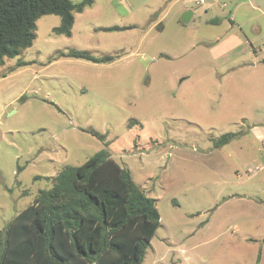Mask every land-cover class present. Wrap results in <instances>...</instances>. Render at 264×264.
I'll return each mask as SVG.
<instances>
[{
	"label": "rangeland",
	"instance_id": "obj_1",
	"mask_svg": "<svg viewBox=\"0 0 264 264\" xmlns=\"http://www.w3.org/2000/svg\"><path fill=\"white\" fill-rule=\"evenodd\" d=\"M83 11L71 37L40 17L32 46L0 66V230L64 167L105 149L160 215L141 264H264V0ZM114 26L133 28L100 30ZM69 50L115 57L57 56ZM226 133L237 136L216 148Z\"/></svg>",
	"mask_w": 264,
	"mask_h": 264
},
{
	"label": "trees",
	"instance_id": "obj_2",
	"mask_svg": "<svg viewBox=\"0 0 264 264\" xmlns=\"http://www.w3.org/2000/svg\"><path fill=\"white\" fill-rule=\"evenodd\" d=\"M92 4L93 0H0V66L32 46L40 17H59L52 33L70 37L74 14ZM57 56L94 64H109L115 57L77 50ZM87 133L100 141L105 138L94 130ZM236 136L223 134L213 145L218 148ZM52 180L51 188L40 190L33 203L0 230V264L142 263L160 215L128 170L102 149L80 166L64 167Z\"/></svg>",
	"mask_w": 264,
	"mask_h": 264
},
{
	"label": "crops",
	"instance_id": "obj_3",
	"mask_svg": "<svg viewBox=\"0 0 264 264\" xmlns=\"http://www.w3.org/2000/svg\"><path fill=\"white\" fill-rule=\"evenodd\" d=\"M83 12H84V11H83ZM83 12H82V13H79V14H83ZM210 22H212V23H218L219 20H210ZM210 22H209V23H210ZM74 23H75V15H74ZM73 27H74V24H73ZM73 27H72V30H73ZM71 36H72V31H71ZM71 36H70V37H71ZM229 54H230V52L224 53L223 55L219 56L218 58L226 57V56H228ZM255 58H256V59H253V60H252V62H254V63H253V64H250V67H251V68H255V66L258 64V61H259V60H257L258 57L256 56ZM261 60H262L261 64L264 66V58H262ZM103 65H104V64H103Z\"/></svg>",
	"mask_w": 264,
	"mask_h": 264
},
{
	"label": "water",
	"instance_id": "obj_4",
	"mask_svg": "<svg viewBox=\"0 0 264 264\" xmlns=\"http://www.w3.org/2000/svg\"><path fill=\"white\" fill-rule=\"evenodd\" d=\"M190 15H192V12L191 11H187L183 14L182 18H181V22L186 24L189 22L190 20Z\"/></svg>",
	"mask_w": 264,
	"mask_h": 264
},
{
	"label": "built area",
	"instance_id": "obj_5",
	"mask_svg": "<svg viewBox=\"0 0 264 264\" xmlns=\"http://www.w3.org/2000/svg\"><path fill=\"white\" fill-rule=\"evenodd\" d=\"M203 2V0H199V3H202Z\"/></svg>",
	"mask_w": 264,
	"mask_h": 264
}]
</instances>
